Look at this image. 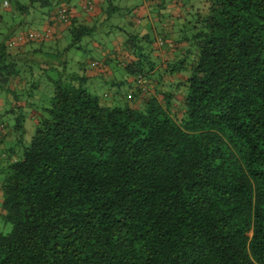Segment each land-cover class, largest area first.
<instances>
[{"label":"trees","instance_id":"1","mask_svg":"<svg viewBox=\"0 0 264 264\" xmlns=\"http://www.w3.org/2000/svg\"><path fill=\"white\" fill-rule=\"evenodd\" d=\"M186 2L170 85L128 36L135 106L68 66L73 18L64 48L0 40V264H264V0Z\"/></svg>","mask_w":264,"mask_h":264},{"label":"crops","instance_id":"2","mask_svg":"<svg viewBox=\"0 0 264 264\" xmlns=\"http://www.w3.org/2000/svg\"><path fill=\"white\" fill-rule=\"evenodd\" d=\"M28 1V4L32 2V0ZM36 1L31 10L34 11L36 6H39L42 21L38 30L29 32H45L51 29L57 45L64 48L69 43L70 27L56 20L60 4L69 7L74 23L92 29V35L82 41L81 48L70 50L65 58L72 70L83 72L89 77L92 88L97 90V93H101L99 95L102 101L108 105L118 106L129 101L133 106L135 101L137 104L142 103V99L138 101L136 78L125 70L127 65L138 61V58L126 48L129 35L143 39L140 45H145L146 48L148 47L146 44L155 40L153 49H149L156 63L151 80L154 82L163 76V82L161 81L163 85H170L173 81V78L166 74V69L168 61L172 60L178 49L185 45L177 42L179 39L177 28L186 19L188 6L186 4H191L186 0ZM17 3L23 5L20 0ZM10 6L11 3L8 2V7ZM8 7L1 3V8L8 9ZM29 13L30 11L22 14L26 16ZM7 22L4 16H0L1 24L8 25ZM20 29L16 28L10 37L25 33L22 27ZM163 36L166 38L165 45L160 47L158 41ZM101 88L103 91L99 90ZM2 103L3 101H0V105ZM31 125V121L28 120V130ZM11 130L8 128L6 136L0 133V151L7 150L12 145L14 138ZM1 197L0 192V199Z\"/></svg>","mask_w":264,"mask_h":264},{"label":"rangeland","instance_id":"3","mask_svg":"<svg viewBox=\"0 0 264 264\" xmlns=\"http://www.w3.org/2000/svg\"><path fill=\"white\" fill-rule=\"evenodd\" d=\"M18 1L19 0H8V2L11 3V6L8 7V9H3L0 6V16H4L8 20V22H7L8 25L0 23V40H3L8 35L9 30H11L13 27H14L13 28L14 30L16 28L21 30L20 28L22 27V29L26 33H28L31 30H38V28H39V23L42 21V20H40V18H41V14L39 12L40 7L36 6V10H34V11H32L30 9V13L25 16L21 13V11H19V7L17 5ZM20 1H22V4L24 6L25 5L28 6L30 4V3L28 4V2H29L28 0H20ZM0 2L3 3L4 0H0ZM24 2H26V3H24ZM35 4H34V6H35ZM69 40H70V38H68V42H69ZM84 55L86 56V54H84ZM102 88L99 90L103 91ZM96 92H98V91L96 90ZM97 94H101V93H97ZM182 97H183V93H181V98ZM1 180H2V178L0 176V181ZM1 202H2V198L0 199V205H1ZM11 229H12L11 225L6 224L2 219L1 206H0V232L7 234L11 231Z\"/></svg>","mask_w":264,"mask_h":264},{"label":"built area","instance_id":"4","mask_svg":"<svg viewBox=\"0 0 264 264\" xmlns=\"http://www.w3.org/2000/svg\"><path fill=\"white\" fill-rule=\"evenodd\" d=\"M7 5V3H6ZM56 20L64 25H69L71 23V20H72V14L71 12L69 11V7L67 5H61L57 11V14H56ZM30 38L31 37H36V38H39L40 40H46V39H49L51 37V33L50 32H47L45 33L44 35H30L29 36ZM35 38V39H36ZM19 41H22V39H19ZM12 45H16V43L14 42V44L12 43ZM137 84L138 85H142L143 84V77L141 76H138L137 77Z\"/></svg>","mask_w":264,"mask_h":264}]
</instances>
